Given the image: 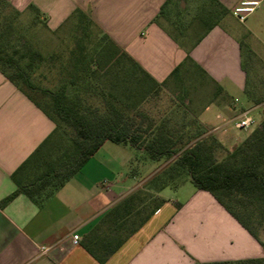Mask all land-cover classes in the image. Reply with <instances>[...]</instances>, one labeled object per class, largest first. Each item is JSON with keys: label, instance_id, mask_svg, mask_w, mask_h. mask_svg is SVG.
<instances>
[{"label": "crops", "instance_id": "crops-1", "mask_svg": "<svg viewBox=\"0 0 264 264\" xmlns=\"http://www.w3.org/2000/svg\"><path fill=\"white\" fill-rule=\"evenodd\" d=\"M6 1L24 14L33 5L51 34L68 24L76 9L90 13L102 31L164 84L162 91L170 86L180 89L190 79L196 83L195 98H186L182 107L200 111L182 112L178 122L173 117L179 112L160 114L155 117L157 125L158 119L169 117L170 126L175 130L185 126L187 133L198 121L210 134L217 133L222 144L230 142L229 150L245 140L235 139L226 128L243 114L234 117L231 106H239L233 94L245 93L249 73L244 65V42L223 25L224 17L188 46L160 20L166 0ZM216 1L232 13L241 0ZM206 84L213 95L202 103ZM54 128L52 120L0 72V201L16 190L12 174ZM175 130L171 134L177 137L181 132ZM133 151L146 154L130 145L106 142L40 205L20 194L0 209V264H100L83 247V241L106 212L140 190L150 193V199L160 197L166 202L105 264H195L264 257V247L211 193L186 182L173 188L178 198L165 197L161 193L170 187L158 192L157 184L146 187L147 179L125 171ZM156 173L158 168L150 176ZM75 235L80 236L77 245Z\"/></svg>", "mask_w": 264, "mask_h": 264}, {"label": "trees", "instance_id": "trees-1", "mask_svg": "<svg viewBox=\"0 0 264 264\" xmlns=\"http://www.w3.org/2000/svg\"><path fill=\"white\" fill-rule=\"evenodd\" d=\"M211 1L213 7L201 16L215 18V22L207 26L198 41L229 13L216 0ZM170 4L171 0L165 1L160 20ZM30 10L39 20V10L33 5ZM21 14L8 1L0 0V72L52 120L55 128L12 174L16 190L0 201V209L20 194L40 205L106 142H112L143 149L153 160H173L149 185L157 184L160 192L169 187L170 180L187 178L198 190L211 193L264 247L260 237L264 233V119L232 150L215 136L199 132L200 125L187 133L185 126L177 128L181 133L175 137L171 132L176 128L170 126L169 117L158 119L157 125L144 107L164 84L102 31L90 13L75 10L70 18L75 21L69 33L70 44L62 40L64 47L51 56L17 33L14 18ZM42 69L51 74L57 71V87L40 85L47 77ZM178 71L179 67L173 74ZM245 93L251 97L248 83ZM218 151L225 152L221 160ZM165 202L160 197L150 199L148 192H136L99 219L83 247L105 264ZM195 264H264V257Z\"/></svg>", "mask_w": 264, "mask_h": 264}, {"label": "rangeland", "instance_id": "rangeland-1", "mask_svg": "<svg viewBox=\"0 0 264 264\" xmlns=\"http://www.w3.org/2000/svg\"><path fill=\"white\" fill-rule=\"evenodd\" d=\"M210 7H213L211 0H171V4L167 7L161 22L166 29L174 34L180 43L190 46L195 44L198 41L197 39L206 33L209 24L215 22V18L201 16V14H203L202 12L209 10ZM7 11L9 13L8 9ZM223 17V25L232 33L239 35L244 42V63L249 73L248 90L251 97L245 103L247 98L246 94L235 92L233 96L234 99L239 100V106H231V112L235 117L245 111H250L255 119V124L248 131L237 129L234 126V123L239 117L238 116L229 126L226 127L228 134H231L235 139L244 140L264 119V3L252 13L244 23L239 22V20L233 16V13L223 14ZM74 25L75 21L71 20L60 29L58 33L52 35L48 32L44 23L38 20L33 12L22 13L14 18V26L17 33L29 40L35 48L39 49L46 56H51L59 52L64 47V45L62 46L60 44L62 40H64V42L66 41L65 45L70 44L71 39L69 33ZM92 29L95 33H98L96 28L93 27ZM248 50H252L253 53H250ZM254 52L257 53V55L254 54ZM41 71L47 77L44 79L42 78L40 85L52 89L57 87V84H59L56 75L57 71L52 74L46 69H42ZM179 88L180 89L176 88V90L173 86L167 87V89L161 91L153 98H150L149 101L144 104L145 110H148L149 115L154 118L160 116V114H168L171 116L174 112H179L178 116L175 115L176 117H173L177 122L182 119V116L179 117L182 112L188 113L191 111L197 114L200 111L198 108L187 107L184 109L182 107L186 98L190 100L195 98L197 92L196 83L190 79L184 87L181 86ZM202 88L204 87L202 86ZM203 90V96L205 98L202 99V103H205L212 98L213 89L206 84ZM226 103L228 104L229 102L227 101ZM196 122L195 126L200 125L199 132H204L206 136L213 135L219 140L218 135H216L217 133L210 134L206 125L198 123V121ZM242 142H238V144L234 145L231 149L235 148ZM222 145L225 148L231 147L230 142ZM109 146L113 147L114 145L110 144ZM133 152L132 162L124 169L127 172H136L140 179H147L146 182H144V186L146 187L149 186L153 178L157 177L158 174L169 168L173 163V160H168L166 158L154 161L147 154H141L137 151ZM224 156L225 152H217V158L219 160L223 159ZM99 158L100 160L104 159L102 155ZM157 168L158 173L150 176ZM170 181V188L165 189L161 193V195L165 197H174L175 191L173 187H178L188 182V179L176 178L174 181ZM174 198L176 199L178 197L175 196ZM260 237L264 241V233H261Z\"/></svg>", "mask_w": 264, "mask_h": 264}, {"label": "built area", "instance_id": "built-area-1", "mask_svg": "<svg viewBox=\"0 0 264 264\" xmlns=\"http://www.w3.org/2000/svg\"><path fill=\"white\" fill-rule=\"evenodd\" d=\"M264 0H241L238 5L233 8V16L239 20V22H246L247 18L254 13L262 4ZM255 124V119L251 115L250 111L244 112L241 116L237 118L234 126L237 129H243L248 131ZM73 243L75 245L80 243V236L75 235L73 238Z\"/></svg>", "mask_w": 264, "mask_h": 264}]
</instances>
